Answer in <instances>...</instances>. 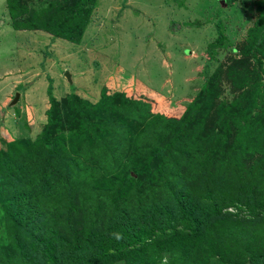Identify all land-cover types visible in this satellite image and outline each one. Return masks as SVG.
Listing matches in <instances>:
<instances>
[{
    "label": "trees",
    "instance_id": "16d2710c",
    "mask_svg": "<svg viewBox=\"0 0 264 264\" xmlns=\"http://www.w3.org/2000/svg\"><path fill=\"white\" fill-rule=\"evenodd\" d=\"M6 1L12 13L25 10L23 0ZM71 2V9L66 3L55 16L51 12L54 36H63L61 26L73 18L89 17L95 0ZM263 33L264 19L251 36L250 54ZM51 89L39 139L10 143L0 160L1 186L11 194L0 196V228L10 230L0 264H154L161 255L169 264H264V138L259 142L252 126L243 141L259 142L254 151L225 137L232 135L228 117L213 126L210 138L202 135V94L178 119L149 112L147 102L126 100L114 109L117 121L107 122L125 133L105 143L98 127L107 121L103 105L109 97L96 111L106 118L97 119L76 94L62 114ZM237 115L230 117L240 122ZM153 160L159 170L151 175ZM94 173L119 186L112 194L89 188L96 184ZM122 189L132 196H120Z\"/></svg>",
    "mask_w": 264,
    "mask_h": 264
},
{
    "label": "rangeland",
    "instance_id": "374dc122",
    "mask_svg": "<svg viewBox=\"0 0 264 264\" xmlns=\"http://www.w3.org/2000/svg\"><path fill=\"white\" fill-rule=\"evenodd\" d=\"M23 2L25 10L12 13L7 1L0 0V160L8 155L10 143L39 139L51 107L49 86L62 114L76 94L94 118H106L96 111L104 95L109 97L103 105L107 121L98 127L105 143L125 133V128L107 122L117 121L114 109L126 100L147 102L149 112L178 119L202 94L197 121L203 123L204 137L210 138L213 126L228 117L232 135L225 137L243 149H258L264 138V33L252 54L247 47L264 19V0H95L89 17L61 26L63 36L52 33L51 12L66 3L71 9V0L55 5V0ZM16 92L20 97L9 106ZM234 111L240 122L230 117ZM251 126L258 134H250L256 144L243 141L245 128ZM255 152L253 158L260 154ZM149 167L151 175L159 170L155 160ZM101 176L94 173L96 184L88 187L112 194L120 181H100ZM6 187L0 182V196H11ZM119 194L128 198L133 191L122 189ZM9 231L1 225L0 248ZM161 256L154 264H169L168 256Z\"/></svg>",
    "mask_w": 264,
    "mask_h": 264
},
{
    "label": "water",
    "instance_id": "95a60500",
    "mask_svg": "<svg viewBox=\"0 0 264 264\" xmlns=\"http://www.w3.org/2000/svg\"><path fill=\"white\" fill-rule=\"evenodd\" d=\"M65 75H66V78L68 79V81H71L69 72H65ZM19 97H20V93L16 92L14 94L12 100L10 101L9 106H12V105L16 104V102L18 101Z\"/></svg>",
    "mask_w": 264,
    "mask_h": 264
}]
</instances>
